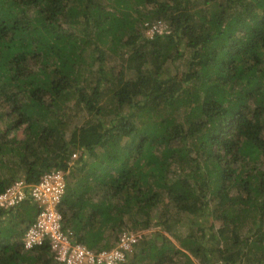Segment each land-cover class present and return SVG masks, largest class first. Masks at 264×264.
<instances>
[{"label":"trees","instance_id":"16d2710c","mask_svg":"<svg viewBox=\"0 0 264 264\" xmlns=\"http://www.w3.org/2000/svg\"><path fill=\"white\" fill-rule=\"evenodd\" d=\"M1 168L65 171L90 250L148 231L120 264H264V0H0ZM36 214L0 209V264H56Z\"/></svg>","mask_w":264,"mask_h":264},{"label":"built area","instance_id":"2783aa9c","mask_svg":"<svg viewBox=\"0 0 264 264\" xmlns=\"http://www.w3.org/2000/svg\"><path fill=\"white\" fill-rule=\"evenodd\" d=\"M165 33H168L167 26L162 22H156L146 30V36L150 38ZM77 157L75 154L72 161ZM66 174L65 171L45 173L34 185L24 179L18 180L0 193V209L9 211L28 201L37 209L36 219L23 238L25 249L49 243L56 264H120L126 261L139 242L133 232H124L110 250L93 251L76 243L72 232L63 230L60 209L66 193Z\"/></svg>","mask_w":264,"mask_h":264},{"label":"rangeland","instance_id":"374dc122","mask_svg":"<svg viewBox=\"0 0 264 264\" xmlns=\"http://www.w3.org/2000/svg\"><path fill=\"white\" fill-rule=\"evenodd\" d=\"M108 63L111 65V68L113 67H115L116 66V63H117V61H116V59H115V56H110L109 57V60H108ZM19 136H20V138H23V135H22V132H20V134H19ZM3 172V173H6L7 172V170L6 171H4L2 168L0 169V172ZM186 222H187V219H185V221H184V224H186ZM154 230H157V229H153V230H151V232H153ZM184 231H181L180 233H183ZM134 233V232H133ZM137 236H139V238L141 239V237L143 236V235H146V234H149V232L147 231V232H138V233H135Z\"/></svg>","mask_w":264,"mask_h":264}]
</instances>
